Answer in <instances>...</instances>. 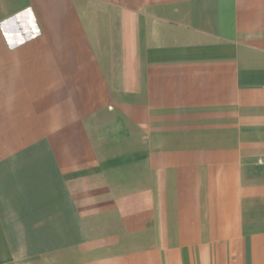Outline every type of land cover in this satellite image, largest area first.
<instances>
[{
	"label": "crops",
	"instance_id": "0c3cea01",
	"mask_svg": "<svg viewBox=\"0 0 264 264\" xmlns=\"http://www.w3.org/2000/svg\"><path fill=\"white\" fill-rule=\"evenodd\" d=\"M0 264H264V0H0Z\"/></svg>",
	"mask_w": 264,
	"mask_h": 264
}]
</instances>
